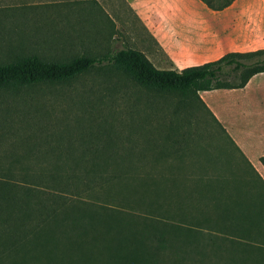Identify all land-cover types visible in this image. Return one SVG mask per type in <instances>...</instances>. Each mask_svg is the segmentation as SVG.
<instances>
[{"label":"rangeland","instance_id":"1","mask_svg":"<svg viewBox=\"0 0 264 264\" xmlns=\"http://www.w3.org/2000/svg\"><path fill=\"white\" fill-rule=\"evenodd\" d=\"M123 47L176 70L257 50L264 0L219 11L201 0H0V64ZM188 97L184 106L179 92L111 65L0 89V181L23 206L30 197L16 209L17 252L0 264H238L256 231L219 228L208 207L192 204L206 195L209 147L230 140Z\"/></svg>","mask_w":264,"mask_h":264},{"label":"crops","instance_id":"2","mask_svg":"<svg viewBox=\"0 0 264 264\" xmlns=\"http://www.w3.org/2000/svg\"><path fill=\"white\" fill-rule=\"evenodd\" d=\"M127 1L134 8L140 4L162 3V0ZM220 56L202 58L197 63L180 66L179 70ZM199 95L230 141L212 143L209 147L215 152L206 156L210 160L206 195H193L192 204L208 207L210 221L214 217L211 222L219 228L256 231L258 236L246 245L245 253L241 251L238 264H264V163L261 160L264 157V72L253 75L243 87L201 91ZM202 168L206 174L203 163Z\"/></svg>","mask_w":264,"mask_h":264},{"label":"trees","instance_id":"3","mask_svg":"<svg viewBox=\"0 0 264 264\" xmlns=\"http://www.w3.org/2000/svg\"><path fill=\"white\" fill-rule=\"evenodd\" d=\"M214 11L229 7L234 0H201ZM111 65L139 84L165 91L179 92L184 99L201 91L243 87L255 74L264 72V48L253 51H230L215 60L186 66L180 70L156 68L146 56L133 48L123 47L100 56L79 54L66 61H49L35 54L0 64V89L23 87L39 82L70 80L94 66ZM182 105V104H181ZM209 111V110H208ZM211 114V112L209 111ZM212 115V114H211ZM213 117V116H212ZM215 120V118L213 117ZM264 163V157H261ZM11 184L0 181V259L17 251L16 209H24L30 197L21 203L8 192ZM22 205V206H21ZM12 217V218H11Z\"/></svg>","mask_w":264,"mask_h":264}]
</instances>
